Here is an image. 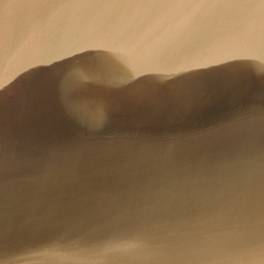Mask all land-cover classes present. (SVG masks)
<instances>
[{
	"label": "water",
	"instance_id": "obj_1",
	"mask_svg": "<svg viewBox=\"0 0 264 264\" xmlns=\"http://www.w3.org/2000/svg\"><path fill=\"white\" fill-rule=\"evenodd\" d=\"M0 264H264V0H0Z\"/></svg>",
	"mask_w": 264,
	"mask_h": 264
}]
</instances>
